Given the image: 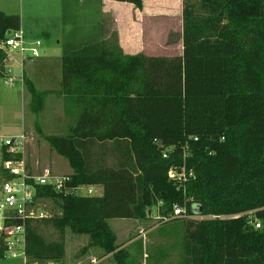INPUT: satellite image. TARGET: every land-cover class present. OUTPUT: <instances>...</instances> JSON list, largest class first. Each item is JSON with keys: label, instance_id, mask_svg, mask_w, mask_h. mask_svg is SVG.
I'll list each match as a JSON object with an SVG mask.
<instances>
[{"label": "trees", "instance_id": "obj_1", "mask_svg": "<svg viewBox=\"0 0 264 264\" xmlns=\"http://www.w3.org/2000/svg\"><path fill=\"white\" fill-rule=\"evenodd\" d=\"M9 30H21V16L0 10V38ZM183 47L181 56H131L110 40H67L60 89L40 90L24 76L32 110L56 93L74 116L68 134L46 136L74 169L68 185L103 187L101 195H77L37 186L62 212L28 224L31 261L63 262L70 230L117 264H137L108 220H146L155 207L165 215L186 202L201 215L228 217L182 218L178 264H264V0H185ZM10 56L0 47V77ZM110 141L126 142L128 157L93 166L90 142ZM184 164L193 175L178 187L168 172ZM39 224L61 238L46 240Z\"/></svg>", "mask_w": 264, "mask_h": 264}, {"label": "rangeland", "instance_id": "obj_2", "mask_svg": "<svg viewBox=\"0 0 264 264\" xmlns=\"http://www.w3.org/2000/svg\"><path fill=\"white\" fill-rule=\"evenodd\" d=\"M193 1L199 2V0ZM73 3L74 0H0V10L7 14H19L23 19V29L34 36L30 37V40L37 38L42 40L41 55L37 61L46 57L51 58V63H54L56 54L62 53L65 39L75 33L79 29V25L82 24L78 19L74 21L68 12ZM86 6L88 7L89 4ZM40 31L49 32V35L39 33ZM10 57L9 68L12 70L0 77V136L26 134L25 157L30 169L37 174H41L45 170L60 175L71 171L68 160L51 146L46 136L68 134L74 124V116L67 111L63 96L56 93H51L46 97L43 110L40 112L32 110L31 96L22 81V56L12 53ZM59 61L57 57L56 64ZM56 68L58 69L57 66L52 69L53 74ZM11 77L14 78L12 85L8 84ZM37 87L56 91L60 89V84L55 80L39 81ZM111 148L110 144L94 147L96 152L101 150L109 152ZM32 161L37 164L33 165ZM108 162L114 163V160L111 159ZM95 193L100 195L102 190L97 188ZM42 206L46 207L51 215H58L62 212L60 205L51 199L42 201ZM153 212L155 215L159 214L156 207ZM152 219L153 221L150 220L147 223L140 222V228L134 227L139 223L132 224L134 220L129 218H111L108 221L114 230L117 244L128 242L129 239L141 235L140 238L127 244L131 245L130 258L132 261L138 263L139 259H142V245H145L146 254L151 255L150 264H178L182 254V218H175L168 222ZM122 223L129 224L125 226L129 229V234L125 235L126 233H123L122 228L119 227ZM141 228L144 229V234L139 233ZM38 229L48 241H56L61 238L60 232L52 226L39 224ZM88 237V235H75L70 230L65 233V239L70 245H66L67 254L63 264L73 263L76 258L83 256V249L86 247L84 244L87 243ZM168 254L171 257H168ZM147 259L148 256H146ZM30 262L32 261L30 260ZM36 262L52 264V262ZM0 264H25V262L22 257L13 259L7 256L0 258Z\"/></svg>", "mask_w": 264, "mask_h": 264}, {"label": "crops", "instance_id": "obj_3", "mask_svg": "<svg viewBox=\"0 0 264 264\" xmlns=\"http://www.w3.org/2000/svg\"><path fill=\"white\" fill-rule=\"evenodd\" d=\"M87 4H89L88 7L86 6ZM183 11L184 0H143L142 9L127 1L74 0L73 5L71 6V10L68 12L71 14L74 21L78 19L80 20V22H82V24H78L80 26L79 29L75 33L67 37L65 41L69 40L77 42L81 40L105 39L117 43L123 49L125 54L131 56H135L141 53L145 54L148 57L181 56L183 55L184 49ZM20 31L29 40L30 37H34L31 33L27 32V30L23 29L22 17ZM39 33L45 34L47 36L49 35V32L40 31ZM61 55L62 53L56 54V60L54 63H51V58L46 57L41 61H37L40 56L28 57L26 59H23L21 61L23 70L22 81L24 82V76L27 75L36 87L39 81L43 82L55 80L56 83L58 82L60 84L62 75ZM57 57L60 60V64L59 62L56 64ZM55 66H57L58 69L56 68L53 74L52 69H54ZM8 84L10 83L8 82ZM40 90H45V88ZM102 144H110L112 146L111 150L109 152L105 150L96 152L94 147L97 145L101 146ZM90 145V157L92 158V164L95 167L103 164H117L118 162L123 160L125 155L126 157H128L129 154L126 142H123L121 145H119V143L115 144L112 141L90 142ZM111 159L114 160V163L108 162ZM32 164L36 165L37 163H34L32 161ZM70 167L71 171L66 172L62 175H71L74 169L71 165ZM93 187L94 190L100 188L103 193L102 186L93 185ZM151 212L154 214L153 210ZM152 218L154 217L149 214V217L146 220L133 218L129 219L134 220L132 224L139 223L137 225H134V227L136 226L140 228V222L147 223L150 220L153 221ZM126 225L129 224L122 223L119 226L120 228H122L123 233H126L125 235L129 234L130 232L128 228H125ZM139 233L144 234V229L141 228L139 230ZM140 237L138 235L133 239H129L128 242H123L121 244H117L116 242V244L119 245V249H126L131 256V245L127 244L130 241ZM65 242L66 245L69 244L67 239H65ZM84 245H86V247L83 249V256H81V258H76L73 263L69 264H117L115 258L113 257V254L105 253L102 248L93 245L90 241V237L87 238V243ZM159 246L163 247L162 245ZM145 249L146 246L142 245L143 256L141 260L139 259V262L137 264H150L149 259L151 258V255H147ZM146 256H148L147 260ZM168 257H171V255H169ZM63 263L64 261L61 263L52 262V264Z\"/></svg>", "mask_w": 264, "mask_h": 264}, {"label": "built area", "instance_id": "obj_4", "mask_svg": "<svg viewBox=\"0 0 264 264\" xmlns=\"http://www.w3.org/2000/svg\"><path fill=\"white\" fill-rule=\"evenodd\" d=\"M42 40L40 38L29 40L21 31L8 34L7 38H0V47L8 49L10 55L17 53L22 59L28 57H39ZM11 68H8V72ZM14 83V78L9 80ZM27 136L24 133L17 135L0 136V247L5 250L4 257L13 259L22 257L25 264H38L36 261L30 262L27 255L28 245V224L36 220L52 217L51 213L42 206V201L48 200L37 195L38 185H48L58 191L73 193L77 195H97L93 185L69 186L71 175L53 174L45 170L41 174L33 172L25 157V142ZM197 139V137H195ZM9 155V159L4 156ZM168 153H164L167 157ZM169 178L178 187L185 186L188 178L193 172L187 171L184 164L180 168L171 167L168 172ZM85 189V192L83 190ZM198 205L192 204L190 210L187 203L184 205H174L170 214L158 215L150 212L149 214L162 220L170 221L174 218H226V215H201L194 212ZM238 216V215H237ZM256 227H260L255 221Z\"/></svg>", "mask_w": 264, "mask_h": 264}, {"label": "water", "instance_id": "obj_5", "mask_svg": "<svg viewBox=\"0 0 264 264\" xmlns=\"http://www.w3.org/2000/svg\"><path fill=\"white\" fill-rule=\"evenodd\" d=\"M11 33H12V30H9V31H8V34H11ZM201 211H202V209H201V208L199 209V206H198L197 209L194 210V212H195L196 214H201Z\"/></svg>", "mask_w": 264, "mask_h": 264}]
</instances>
